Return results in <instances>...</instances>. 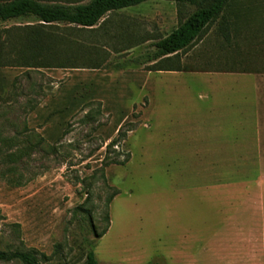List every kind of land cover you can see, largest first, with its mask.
I'll return each mask as SVG.
<instances>
[{"label": "rangeland", "instance_id": "obj_1", "mask_svg": "<svg viewBox=\"0 0 264 264\" xmlns=\"http://www.w3.org/2000/svg\"><path fill=\"white\" fill-rule=\"evenodd\" d=\"M196 8L151 0L94 29L0 21L1 251L264 264V0H235L182 71L152 70Z\"/></svg>", "mask_w": 264, "mask_h": 264}, {"label": "trees", "instance_id": "obj_2", "mask_svg": "<svg viewBox=\"0 0 264 264\" xmlns=\"http://www.w3.org/2000/svg\"><path fill=\"white\" fill-rule=\"evenodd\" d=\"M151 0H89L83 2H44L42 0H8L0 1V21L16 19H36L39 24L33 30L40 32L45 26L66 24L81 29H94L108 15L138 6ZM179 5L196 6L191 13L172 33L160 39L155 44V51L148 54L145 63H155L154 71H182L181 54L192 48L201 40L217 22H221L219 33H225L226 24H230L228 13L235 0H165ZM33 32V31H32ZM140 58L136 63H140ZM143 63V62H142ZM158 65V66H156ZM30 67V66H28ZM87 121L91 119L86 114ZM121 133V132H120ZM112 142L107 148L115 146ZM13 154L6 155V162H13ZM109 160V159H108ZM124 165L126 161L112 160L106 164ZM111 196L109 203L112 201ZM108 217V216H107ZM104 234L106 232H103ZM0 262H19L20 264H43L32 252H4L0 250ZM81 264H101L91 249Z\"/></svg>", "mask_w": 264, "mask_h": 264}, {"label": "crops", "instance_id": "obj_3", "mask_svg": "<svg viewBox=\"0 0 264 264\" xmlns=\"http://www.w3.org/2000/svg\"><path fill=\"white\" fill-rule=\"evenodd\" d=\"M132 8V7H131Z\"/></svg>", "mask_w": 264, "mask_h": 264}]
</instances>
